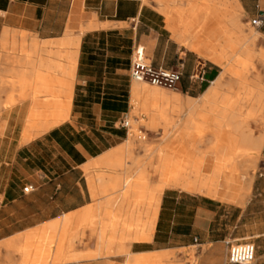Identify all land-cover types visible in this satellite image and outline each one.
Listing matches in <instances>:
<instances>
[{"label":"crops","instance_id":"crops-1","mask_svg":"<svg viewBox=\"0 0 264 264\" xmlns=\"http://www.w3.org/2000/svg\"><path fill=\"white\" fill-rule=\"evenodd\" d=\"M222 1L0 0V50L6 46L10 49L6 57L0 56V65L11 69L17 66L18 51L13 48L22 33L27 51L41 45L39 53L48 57L32 61L34 73L29 76L36 85H40L36 79L39 74L51 83H71L67 119L21 146L14 134L13 117L7 119L0 132V246L7 249V256L12 251L22 255L14 264H158L172 251L184 260L190 248L196 264H225L228 242L242 240L255 243V264H264V0H230L227 7H222ZM212 4L217 6L214 11ZM200 5L183 32L185 22L177 8L189 17ZM216 13H226L227 32L223 29L225 21L221 25L214 19ZM238 15L243 23L256 17L262 20L259 27H254L256 39L247 43L246 55L256 65V71L249 73L237 72V68L227 72L222 68L226 67L223 56L216 50L234 51L236 62L231 64L239 65L238 60L245 59L241 52L245 46L232 40L240 29ZM201 16L212 20L196 31L201 37L193 39L194 22ZM200 29L209 35H200ZM222 33H227L228 40L219 41ZM177 34L186 41H179ZM198 44H203V53L190 47ZM136 46L154 65L182 72L180 88L169 91L180 98L181 127H185L193 104L197 107L193 113L203 115L194 121L201 120L204 129H209L202 142L201 161L202 170L212 174L205 173L203 176H210L203 183L191 166L186 167L182 177L154 173L148 177L153 184L143 183L139 188L137 197L140 199L142 191L144 196L147 191L146 200L133 207L130 199L137 193L133 187V195L127 200L119 199L120 190H114L118 187L115 182L119 184L128 172L91 170L120 169L108 163L128 140V133L115 126V120L128 113L130 99L138 107L144 102L141 83L129 76ZM41 63L53 64L57 70L39 69ZM62 66L63 71L59 68ZM194 126L192 122L187 129ZM244 135L249 139L242 138ZM184 143L189 144L190 139ZM228 160L240 170L255 164L257 170L238 187V174L223 170L225 165L211 167L212 161ZM178 164H166L162 158L157 171L169 172ZM130 173L135 176L136 172ZM109 176L114 177L111 180ZM26 185L33 189L22 192ZM215 193L223 197L216 198ZM88 206L94 207L100 217L104 210L109 211L105 222L110 226L104 225L96 237V221ZM130 209H143L142 219L135 211L123 218ZM18 224L23 226L13 228ZM43 225L52 231L50 239L37 231L34 237L29 236V231ZM73 225L81 229L72 230ZM118 226H128L129 230L120 237L119 231L107 232ZM84 229L89 231V246L74 250ZM31 238L37 242H31ZM108 245L112 247L105 253ZM120 248L126 252L118 253ZM182 248L187 249L185 254L179 251Z\"/></svg>","mask_w":264,"mask_h":264},{"label":"rangeland","instance_id":"rangeland-1","mask_svg":"<svg viewBox=\"0 0 264 264\" xmlns=\"http://www.w3.org/2000/svg\"><path fill=\"white\" fill-rule=\"evenodd\" d=\"M202 5V4H201ZM201 5L198 7V9L194 12H192L189 17L185 16V14H187L186 11H184L181 8H177V10H179L182 13V20L185 23H182V25H184V29L183 32L185 30L187 26V21L192 18V15L197 13L201 7ZM217 6L212 4L211 8L213 9L212 11L215 10ZM220 14L216 13L213 15L214 19L218 20L221 25H222V20L225 21L226 23V28L223 27V29L225 30V32H227V29H229L228 23H227V15L226 13H223L221 18H220ZM207 16H201L197 21L194 22L193 25V30H195V33H192L193 35L191 36V38L195 39L197 37H201L199 35H196V31L204 24V21L206 20ZM239 23H240V29L239 32L237 34H235V37L232 39L236 45L238 46H242L244 45L245 48L244 50H242V54H244L245 59L243 60H238L240 62V64H231L236 62V60H234V56H235V52L234 51H229V50H218L216 49L218 46H215V49L218 51L217 54H222L223 56V61L226 63V67L222 66V68H226L228 69L227 72H230L232 70H234L235 68H237V72H246L249 73L251 71H256V65L253 63V59H250L249 55H246L248 50H247V43L252 44V42L256 39L257 36H255V34L257 33L256 28L252 27L250 25V23H243L240 20L239 15L237 16ZM242 30L244 32H242ZM200 35L202 36H208L209 34H206L204 32V30L200 29ZM214 31V30H213ZM215 33V32H213ZM22 33L19 34V38H21ZM247 36H254V38L251 39V41H246V39H242L243 37H247ZM219 41L221 39L226 38L228 40L227 37V33H222L219 34ZM192 39V40H193ZM24 42V43H21ZM20 43V44H19ZM18 43V45L16 46V48L19 46H21V48H23V50L26 51V55L28 60L33 61V62H37V61H45L48 60V57L45 56L44 53H39V50L41 49V45H37L35 47H33L31 50L27 51V47L26 45V41H21ZM7 47V46H6ZM3 47L0 50V56L1 57H6L7 52H10V49ZM243 47V46H242ZM17 49V51H19ZM44 49L48 50V47H45ZM21 50V49H20ZM24 51V52H25ZM20 52L18 53V59H20L22 56L20 55ZM210 52H215L214 50H210ZM4 53V54H3ZM237 53V52H236ZM42 54V55H40ZM64 53L61 54V56H63ZM35 57L34 59H32V57ZM63 58V57H61ZM1 59V58H0ZM7 61V59H6ZM249 63V64H248ZM8 66L6 65H0V69L3 70V73L0 72V78L2 77H8L9 75L5 76V74H7V72L4 71L5 68H7ZM63 67H59L62 68ZM176 69V68H174ZM230 69V70H229ZM133 82V81H132ZM131 82V83H132ZM37 84V83H36ZM143 89H149V90H160V91H164V92H171L168 91L167 89L165 90V88H158L155 87L154 85H150V84H141ZM4 85L2 86V88H0V101H4L6 99V97L11 96V97H16V91H10L9 90V86ZM9 91H8V90ZM15 92V93H14ZM26 92V91H25ZM14 94V95H13ZM13 95V96H12ZM18 105V102H17ZM129 109H128V123H129V128L127 130V133H131V134H136L137 138H135L134 143L131 147H129L128 149H126V153L129 155V157H124L123 159V164L121 166L120 169H107V168H103V167H98L95 168L93 170H91L92 172H94L95 170H98L100 172H128L125 173L123 177H121L118 187L114 188V190L119 189V193H118V198L121 199L122 193L129 188V186L131 185L134 190L137 191L136 195H134V197L131 200V206L133 207H138L139 205H141L143 200H146V195H147V191H144L145 196L143 194H141V198L139 199V197H137L139 195V191H140V185H142L143 183H148V184H153L150 183V180H148V177L153 176L154 173H157L159 176L162 174L163 176H175V177H182L184 173H182L187 166H191V171L192 173H198L195 177H199L203 179V183L205 182L206 177H209L210 172L208 171H204L203 166H204V161H201V159H203V151H202V142L204 139L205 135L209 134V129H203V132L200 133V131H202L200 128L198 129L197 127V123L201 122V120H195L194 122V128H189L187 129L189 134L185 135L182 134V130L184 129L182 126V111L180 109H176L174 106H168L166 104H153L151 102H149L148 104L144 105V103L141 105V107H136L135 108V103L131 101V99L129 100ZM170 109L172 111H170ZM174 110V111H173ZM180 110V111H179ZM176 111V112H175ZM178 111V112H177ZM2 111H1V116H0V124L2 122ZM69 114V113H68ZM161 115L160 117L164 118V117H168V124L167 127L163 128V127H159V129L157 130H151L148 127V120L147 117L151 116L152 118H154L155 120L157 119V116ZM118 119L115 120V126H118L117 123ZM186 124V123H185ZM142 128V132L139 133L138 129ZM138 134V135H137ZM138 136H144L143 139L138 138ZM129 137V136H128ZM159 137V138H157ZM128 139V138H127ZM140 139V140H139ZM185 139H190V143L189 144H185L184 141ZM161 142H163V144H161ZM157 148V149H155ZM159 150H163L162 152H157ZM239 151H236V153H238ZM160 153V154H159ZM162 153V155H161ZM164 159V163L169 164L171 162H174L176 165L178 164V167H173L170 169L169 172H165V173H160L159 171H157V167H159L160 163H161V159ZM260 158V154L256 155V159L258 160ZM197 159V160H196ZM229 161V162H228ZM226 163H219L218 161H212L211 162V167H218L219 165H225L223 166L225 171H233L234 174H238V176H236V180L238 181V187H241L242 185L245 184V182L249 179H251L250 177V173H254L257 170V165H249L247 168H245L244 170H240L236 164L233 161L228 160ZM131 162V165L130 163ZM136 164V166L134 165ZM182 167V170H181ZM248 169H252V172H248ZM130 172H136L135 176H132V174ZM150 172V173H148ZM205 173H210L209 176H203L206 175ZM117 176V175H115ZM86 177V176H85ZM100 176H98L99 178ZM105 177V176H104ZM114 176H109V178L112 180ZM142 178V179H141ZM97 179V178H96ZM90 180V178L88 179ZM133 181L136 182V185L133 184ZM131 182V183H130ZM111 184V183H110ZM236 194V193H234ZM95 196V194L93 195ZM137 197V198H136ZM91 207L92 209V215H93V219L96 221L95 223V237H96V233L97 231L99 232L100 230L103 229L104 225L105 226H110V224L105 222V214L109 213V211L104 210L102 212L101 217L100 216H96V209L92 206H88ZM87 209V208H86ZM133 211H135V213H137L139 215V217L141 218L142 216V212L144 211L143 209H130L128 212L125 213V215L123 216V218L127 217L128 215L133 214ZM103 217V218H102ZM142 219V218H141ZM22 224H18L17 226H13V228H20L22 227ZM46 225L40 226V227H36L35 229H32V231H29L28 234L30 237H34L36 235V233H39L40 235L44 236L45 239H50L51 235H52V231L50 229H46L45 227ZM75 226L73 225L72 230H74ZM119 227V226H118ZM128 226H122V227H115L107 232L109 233H114L116 231L120 232V236L124 235V231L129 230L127 228ZM12 228V229H13ZM81 229V227L76 228V231H79ZM131 230V229H130ZM134 230V228L132 229ZM37 231L35 234L34 232ZM105 236V233L102 235V237ZM23 239H20L19 241L21 242ZM31 242L36 243L37 240L34 238L30 239ZM103 241V240H102ZM90 243V235H89V231L87 229H84L81 236L79 237L78 240H76V242L74 243L73 249L74 250H80L83 248H87L89 246ZM97 243V246L100 244L99 240L95 241V244ZM255 244V243H254ZM256 246V245H255ZM112 247V246H111ZM55 249V247H53V250ZM191 251H189V255L186 256V258H184V260L178 259L176 256V252L172 251L173 253H171L168 258H166V260L158 263V264H196V259L193 256V248H190ZM179 251H182L184 254L186 253L187 249L186 248H182L179 249ZM19 259H22V255L19 253H15V252H10V255L7 256V249L3 246H0V264H14L17 261H19ZM257 261V258L255 260V262ZM252 263V264H255ZM68 264H80L78 263H68Z\"/></svg>","mask_w":264,"mask_h":264},{"label":"bare ground","instance_id":"bare-ground-1","mask_svg":"<svg viewBox=\"0 0 264 264\" xmlns=\"http://www.w3.org/2000/svg\"><path fill=\"white\" fill-rule=\"evenodd\" d=\"M229 4H230V0H223L221 5L222 7H227ZM209 19L212 20L211 18H206L204 23L206 22L209 23L208 22ZM20 36H21L20 38L21 41L22 40L26 41L25 40L26 36L24 34H21ZM176 38L181 42L186 41L185 38L181 37L178 34L176 35ZM21 43H24V42H21ZM202 46L203 44H198L196 46L190 45V47L194 51L203 53ZM17 49L18 47L13 48L14 51H16ZM18 50L21 51L22 58L15 61L17 63V66H15L16 65L15 64L14 66L12 65V67H14L13 69L7 68L5 70L6 72H10L13 74L12 76L10 75L12 78L10 76L0 78V88H2V86L4 85H7L11 89L16 90V97L8 96L6 97L4 101H0V114H1V111L3 112L2 113L3 119L0 124V132L5 127L7 119L10 118V116L13 117L14 118L13 129L15 131L14 134L15 133L17 134V140H18L17 142H18V145H20V144L28 142L29 140L42 134L49 128L55 125H58V123L67 119L68 113H69V106H70L71 83L69 81H58V80L55 83H51L49 80H47L48 78H45L44 76L39 74L37 75V77L35 76L36 79L40 81L39 83L40 85L37 86L36 83L29 76L30 73H34V63L28 60L26 51L23 50L21 46H19ZM10 63L12 64V62ZM39 69H44V70L52 69L56 71L57 67L53 64L45 65L44 63H41L39 66ZM69 69L71 70L72 68L70 67ZM61 71L63 70L61 69ZM66 78H70L68 73L66 74ZM137 83H141L144 85L147 84L144 82H137ZM155 87L164 89V87H160V86H155ZM144 90L145 92H143L142 94L144 98V102H143L144 105L151 102L155 105L166 104L168 106H174L176 109L182 110L180 98L176 93L164 92L160 90H149V89H144ZM17 102H18V105H17ZM134 103H135V106L137 107L138 103L136 101H134ZM193 103H196V101H194ZM196 109L197 107H195V104H193V106L189 108V113L187 115L188 121L186 122L185 127L182 130V134H185V135L189 134L187 127L189 126L190 123L194 121V119H196V117L200 119L203 118V115L201 113H196V114L193 113ZM170 111L172 110L170 109ZM160 116L161 115H158L156 120L152 118L151 116L147 117L148 127L151 130H157L159 129V127H163V128L167 127V124L169 121L168 117L162 118ZM197 127L198 129L200 128L202 130L200 131V133L203 132L204 127H203L202 121L197 123ZM128 136H129L128 140L116 151V156L112 160H109L108 164H110V166L114 168H121L123 164V160H124L123 158L128 157V155L125 156L126 149L131 147L134 143L135 138H137L136 134L129 133ZM242 138H244L245 140L246 138L249 139V135L248 136L244 135ZM157 152L163 153V150H159ZM134 166H136V164ZM115 186H118V181L115 182ZM132 195H133V190H132V186L130 185L129 188L125 190V192L123 193L121 197H122V200H127ZM213 195L216 198L223 197V195L220 193H215ZM110 247L111 245H108L107 251L105 253H109ZM117 252L124 253L126 252V250L124 248H120L117 250ZM88 257H91V255H88Z\"/></svg>","mask_w":264,"mask_h":264},{"label":"built area","instance_id":"built-area-1","mask_svg":"<svg viewBox=\"0 0 264 264\" xmlns=\"http://www.w3.org/2000/svg\"><path fill=\"white\" fill-rule=\"evenodd\" d=\"M253 27H259L262 20L259 17L250 20ZM129 76L135 82H144L154 86H160L167 89L180 88L182 72L180 69L154 65L147 61L142 53V48L136 46L133 52V58L129 66ZM118 126L126 132L129 128L128 115L122 113L117 121ZM142 128L138 132H142ZM143 139L144 136H138ZM31 185L22 188V192H30ZM256 260V246L250 240L228 242L227 258L225 264H252Z\"/></svg>","mask_w":264,"mask_h":264}]
</instances>
